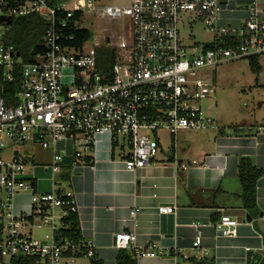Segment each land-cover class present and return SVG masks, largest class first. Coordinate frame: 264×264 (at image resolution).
Returning <instances> with one entry per match:
<instances>
[{
  "label": "built area",
  "instance_id": "obj_1",
  "mask_svg": "<svg viewBox=\"0 0 264 264\" xmlns=\"http://www.w3.org/2000/svg\"><path fill=\"white\" fill-rule=\"evenodd\" d=\"M236 11L245 16L236 20L230 16ZM89 14L123 25L114 35L100 36L86 27ZM29 16L41 18L46 29L26 62L9 38L13 22ZM196 21L213 35L212 42H192L193 32L183 34L186 22ZM84 30L91 36L80 41ZM261 56L260 0L242 8L230 0H131L127 5L0 0L1 262L100 263L93 240L82 235L80 206L70 186L79 169H95L100 137L111 136L129 171L156 164L160 132L218 127L201 104L217 93L213 69ZM31 143L53 151L52 161L43 165L52 174L48 191L38 187L37 165L19 150ZM175 209L160 206L159 212ZM138 212L132 210L131 216ZM238 227L229 215L216 224L226 237L237 235ZM196 228L199 249L203 232ZM113 247L129 251L134 259L181 252L156 243L140 247L137 234L129 231L115 234ZM198 258L195 263L204 261Z\"/></svg>",
  "mask_w": 264,
  "mask_h": 264
},
{
  "label": "crops",
  "instance_id": "obj_2",
  "mask_svg": "<svg viewBox=\"0 0 264 264\" xmlns=\"http://www.w3.org/2000/svg\"><path fill=\"white\" fill-rule=\"evenodd\" d=\"M230 1L243 7L250 0ZM230 16L238 20L245 13L236 11ZM216 121V128L182 130L169 133L167 139L159 134L157 163L135 171L126 169L110 135L100 137L95 169H79L70 183L80 206L82 235L93 240L100 264L116 263L123 250L113 247L114 236L124 231L136 233L140 247L156 243L181 250L170 257L137 258L136 264H195L198 257L214 264H248L250 251V264L264 261V176L257 186V217L244 206L239 177L244 157L264 169V119L249 115L234 128L224 116ZM19 150L33 163L39 150L47 152L49 163L52 161L53 151L35 143ZM193 161L198 165L193 166ZM184 163L191 167L181 169ZM160 206H175V213L161 214ZM136 208L139 212L132 217ZM223 215L239 222L237 235L218 233L216 224ZM249 215L252 221H248ZM196 226L203 232L199 249L195 246Z\"/></svg>",
  "mask_w": 264,
  "mask_h": 264
},
{
  "label": "rangeland",
  "instance_id": "obj_3",
  "mask_svg": "<svg viewBox=\"0 0 264 264\" xmlns=\"http://www.w3.org/2000/svg\"><path fill=\"white\" fill-rule=\"evenodd\" d=\"M131 0H99V3L106 5H127ZM264 2V0H260ZM100 3V4H101ZM242 8V5L238 6ZM193 17L194 14H188ZM86 27L94 34L114 35L119 26L123 25L121 20L109 21L98 19L94 14L86 15ZM182 32L188 35L193 32L195 39L202 44L210 43L214 40L212 34L207 33L203 24L199 22H186L182 27ZM188 42V40H186ZM92 45V43H90ZM215 79L216 95L202 101V106L206 114L215 121L218 117L224 116L232 124V128L249 115L255 118L264 119V56L256 59H244L223 63L213 69ZM218 124V122L216 121ZM195 131V130H193ZM198 131V130H196ZM160 135L167 139L168 131L160 132ZM36 151L39 149L35 147ZM34 163L38 178V187L42 190L50 189L51 172H45L43 165L48 164L47 152L39 150ZM9 155V153H8ZM32 172V169H31ZM0 264H3L0 259Z\"/></svg>",
  "mask_w": 264,
  "mask_h": 264
},
{
  "label": "trees",
  "instance_id": "obj_4",
  "mask_svg": "<svg viewBox=\"0 0 264 264\" xmlns=\"http://www.w3.org/2000/svg\"><path fill=\"white\" fill-rule=\"evenodd\" d=\"M62 0H51L56 3ZM46 29L45 22L35 16L23 17L13 22V28L10 33V42L21 52L24 60L29 62L32 54L38 49L36 47L41 36ZM91 36V32L84 30L80 33V41ZM264 176V169L255 166L248 157L241 159L239 164V177L242 184V197L244 206L252 217L260 215V209L257 203V186L260 178ZM76 231L80 234L77 222H74ZM13 264H26L25 260H19ZM100 264V263H98ZM117 264H136V260L129 251L123 250L118 254ZM195 264H214V262L202 261Z\"/></svg>",
  "mask_w": 264,
  "mask_h": 264
},
{
  "label": "water",
  "instance_id": "obj_5",
  "mask_svg": "<svg viewBox=\"0 0 264 264\" xmlns=\"http://www.w3.org/2000/svg\"><path fill=\"white\" fill-rule=\"evenodd\" d=\"M248 221H252V218H251L250 215H249V217H248ZM251 261H252V251H250L249 254H248V264H250ZM263 262H264V261H263ZM263 262H262L261 264H263Z\"/></svg>",
  "mask_w": 264,
  "mask_h": 264
}]
</instances>
